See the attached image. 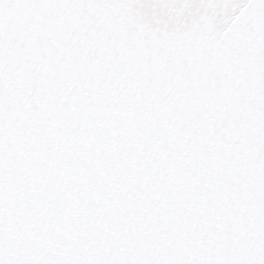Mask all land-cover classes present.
Wrapping results in <instances>:
<instances>
[{"label":"snow or ice","instance_id":"1","mask_svg":"<svg viewBox=\"0 0 264 264\" xmlns=\"http://www.w3.org/2000/svg\"><path fill=\"white\" fill-rule=\"evenodd\" d=\"M0 264H264V0H0Z\"/></svg>","mask_w":264,"mask_h":264}]
</instances>
